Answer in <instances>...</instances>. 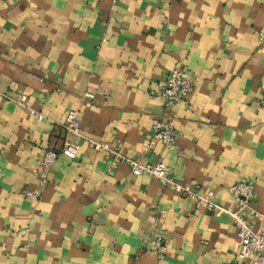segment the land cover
<instances>
[{"label":"crops","instance_id":"crops-1","mask_svg":"<svg viewBox=\"0 0 264 264\" xmlns=\"http://www.w3.org/2000/svg\"><path fill=\"white\" fill-rule=\"evenodd\" d=\"M182 66L193 90L166 107L155 84ZM262 101L264 0H0V264L240 262L226 213L92 141L163 161L176 183L226 207L228 187L252 181L245 216L264 232ZM70 110L77 133L56 125ZM166 117L169 148L151 142ZM65 141L75 158L59 152ZM47 148L58 154L41 186L33 168Z\"/></svg>","mask_w":264,"mask_h":264},{"label":"built area","instance_id":"built-area-1","mask_svg":"<svg viewBox=\"0 0 264 264\" xmlns=\"http://www.w3.org/2000/svg\"><path fill=\"white\" fill-rule=\"evenodd\" d=\"M193 86V80L187 75L185 67H175L161 82L155 84V94L164 102L166 107H170L177 101L184 100L193 90ZM87 96L92 97V93H87ZM13 100L24 106L25 96L21 95L18 99ZM262 104H264V101H262ZM27 108L30 113L36 115L38 120L43 118L41 113L30 107ZM56 125L70 133H77L75 111H68L65 116V121L56 123ZM152 133L151 142L158 140L161 141L165 147H171L174 139V127L171 118L166 117L156 121L153 125ZM92 144L94 148L104 149L113 155L114 158L126 163L133 174L145 173L159 181L162 185L174 186L176 189H179L192 198L197 207L203 206L210 211L226 213L231 218L236 228V257L240 260V262H231L229 264H264V232L253 229L245 216L246 208L252 196V181H242L230 185L228 190L235 197V203L233 207H226L218 204L212 199V191L210 190L201 193L188 186L176 183L170 174L169 166L163 161L152 162L127 157L107 142L92 141ZM59 152L69 158H75L77 145L72 141H65ZM57 154L58 152L54 149H45L41 155L38 166L33 168V173L37 176L38 183L41 186L45 183L47 173L51 169ZM40 194L41 191L39 188L32 189L25 187L21 191L22 196L33 200L38 199ZM166 248V242L161 239L160 236L152 240L151 250L158 258H164Z\"/></svg>","mask_w":264,"mask_h":264}]
</instances>
